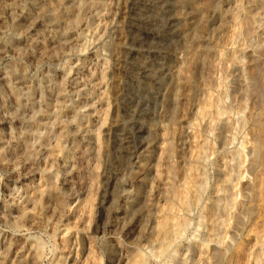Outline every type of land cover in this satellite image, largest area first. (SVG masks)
Returning a JSON list of instances; mask_svg holds the SVG:
<instances>
[{
  "label": "rangeland",
  "instance_id": "rangeland-1",
  "mask_svg": "<svg viewBox=\"0 0 264 264\" xmlns=\"http://www.w3.org/2000/svg\"><path fill=\"white\" fill-rule=\"evenodd\" d=\"M0 264H264V0H0Z\"/></svg>",
  "mask_w": 264,
  "mask_h": 264
},
{
  "label": "bare ground",
  "instance_id": "bare-ground-1",
  "mask_svg": "<svg viewBox=\"0 0 264 264\" xmlns=\"http://www.w3.org/2000/svg\"><path fill=\"white\" fill-rule=\"evenodd\" d=\"M212 70V69H211ZM210 70V71H211ZM212 72V71H211ZM208 93V92H207ZM254 93V92H253ZM207 98V97H206ZM209 98V97H208ZM207 98V99H208ZM213 98V97H212ZM209 100V99H208ZM210 100H211V96H210ZM209 100V101H210ZM208 101V102H209ZM214 102V101H213ZM205 105H207V104H205ZM224 107V106H223ZM245 107V106H244ZM202 112V111H201ZM205 112V111H204ZM203 114H205V113H203ZM256 117V116H255ZM259 118V117H258ZM212 119V118H211ZM262 125V124H261ZM254 130V129H253ZM257 131V130H256ZM256 131H255V133H254V131L251 133V137H252V140L254 141V143L258 146L260 143L258 142V136H259V134H258V136H257V134H256ZM248 135V134H247ZM253 143V144H254ZM259 143V144H258ZM258 150V149H257ZM242 152V151H241ZM238 153L239 155L240 154H242V153ZM237 154V155H238ZM244 154V153H243ZM241 156V155H240ZM243 156V155H242ZM239 159H240V157H238ZM238 159V160H239ZM240 160H242V159H240ZM240 160L238 161V163L240 162ZM241 163V162H240ZM167 173V178H174L175 177V170L173 169V167H171V166H169L168 168H167V171H166ZM252 173H253V171H252ZM177 175V174H176ZM177 177H178V175H177ZM189 177V176H188ZM190 178V177H189ZM175 179V178H174ZM174 179H173V181H174ZM185 179H187V178H185ZM192 179H194V177L192 178ZM171 181V180H170ZM191 181V180H190ZM193 181V180H192ZM189 182V181H188ZM172 183V182H171ZM173 184V183H172ZM172 184H170L171 186H174V184L172 185ZM171 189H173V187L171 188ZM174 190H172V192H173ZM177 192V191H176ZM182 192V191H181ZM190 192V191H189ZM172 194V193H171ZM173 194H175L174 196L175 197H177L178 195L179 196H181L178 192L177 193H173ZM178 196V197H179ZM189 200V199H188ZM168 204V203H167ZM173 204L171 203V206H172ZM175 205V204H174ZM182 205V204H181ZM167 207H170V205L168 206L167 205ZM174 207V206H173ZM176 208V207H175ZM171 210V209H170ZM170 210H168V211H170ZM174 211H176V210H174ZM241 212V211H240ZM175 213V212H174ZM169 214L171 215V211L169 212ZM172 218H174L173 216H172ZM171 219V218H170ZM169 219V215H168V213H165L164 215H162V216H160V221L158 222V225H157V233L159 234V233H161L162 232V230H164V228L169 224V223H167L168 222V220H170ZM180 219V218H179ZM177 220V221H180V220ZM173 220V219H172ZM175 220V219H174ZM180 223V222H179ZM177 224V223H176ZM180 224H183L184 225V222L182 223H180ZM166 229V228H165ZM180 228H178L177 230H179ZM182 230V229H181Z\"/></svg>",
  "mask_w": 264,
  "mask_h": 264
}]
</instances>
